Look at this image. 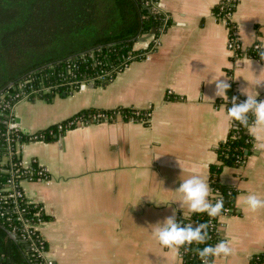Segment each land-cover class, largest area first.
<instances>
[{"label":"crops","instance_id":"crops-1","mask_svg":"<svg viewBox=\"0 0 264 264\" xmlns=\"http://www.w3.org/2000/svg\"><path fill=\"white\" fill-rule=\"evenodd\" d=\"M220 2L159 0L170 26L148 58L131 62L106 86L90 83L51 102L15 105L13 116L25 135L86 109L151 112L147 124L117 118L18 147L24 168L36 161L49 176L20 182L48 217L37 229L48 245L43 264L49 258L53 264H182L180 253L162 250L147 227L170 214L164 204L179 203L173 191L179 179L196 173L210 185L217 149L232 127L225 115L228 97L242 96L264 70L260 52L248 59L228 50L229 27L213 13ZM231 21L244 49L264 47V0H238ZM144 37L135 48L144 46ZM220 76L231 84L225 100L214 95L212 78ZM258 91L264 99V84ZM251 133L243 165L225 166L219 176L235 192L232 212L219 218L220 239L232 241V254L213 264H250L264 251V209L251 213L242 199L249 192L264 198V128Z\"/></svg>","mask_w":264,"mask_h":264},{"label":"trees","instance_id":"trees-1","mask_svg":"<svg viewBox=\"0 0 264 264\" xmlns=\"http://www.w3.org/2000/svg\"><path fill=\"white\" fill-rule=\"evenodd\" d=\"M157 2L159 0H0V264L44 263L32 249V241L24 239L15 200L9 197L11 179L17 182L18 188L23 180L40 179L36 174L29 176L23 168L18 147L54 141L80 125L104 122L106 118L110 121L133 118L139 123L150 113V110L136 109H86L33 135H25L8 131L9 123L15 120V105L27 94H30L29 101L51 102L56 96L78 90L84 83L106 86L126 65L153 53L155 40L170 26L168 15L154 6ZM220 3L214 9L215 16L227 12V9L221 10ZM153 29L156 33L148 45L135 48L139 38ZM97 116L102 118L94 121ZM247 128L232 124L228 137L217 149L218 162L210 168V187L213 194L223 199L225 209H233L235 192L223 186L219 176L225 166L239 167L252 151V135ZM31 167L37 170L38 164L35 162ZM18 204L24 220L38 211L24 200ZM219 217L191 214L183 219L207 223L208 243H215L220 235L211 224L216 225ZM40 218L48 221L43 213ZM11 234L18 239L14 240ZM31 239L38 249L47 251L48 245L40 233L34 232ZM180 254L182 264H201L196 247L188 252L181 250ZM250 264H264V251L255 255Z\"/></svg>","mask_w":264,"mask_h":264},{"label":"clouds","instance_id":"clouds-1","mask_svg":"<svg viewBox=\"0 0 264 264\" xmlns=\"http://www.w3.org/2000/svg\"><path fill=\"white\" fill-rule=\"evenodd\" d=\"M257 47L260 49L261 59L264 60V47L260 45ZM261 73H264V70L259 75L253 74L255 78L253 86L250 87L248 83V86L241 90L243 100L233 95L230 105L225 107V115L230 125L264 128V99L259 98L260 91H258L261 84H264V79H260ZM222 77L225 76L212 78V82L214 83V95L225 100V97H228L231 84L227 78L221 79ZM179 181L178 187L173 190L179 194V203H174L176 207L164 204L166 208L170 209V214L162 220L150 223L147 227L148 234L162 250L176 254H179L181 250L188 252L196 247V254L201 264H213L217 257L230 256L232 254L231 240L220 239L215 243H208L210 236L207 223L185 222L182 211L187 208L190 214L197 216L204 214L208 218H216L227 211L224 208L223 199H212L213 191L207 179L199 174H190ZM242 199L251 213H257L264 209V198H261L257 193L249 192ZM178 210L180 211L179 218ZM201 245L202 247H200ZM47 264H53V259L49 258Z\"/></svg>","mask_w":264,"mask_h":264},{"label":"built area","instance_id":"built-area-1","mask_svg":"<svg viewBox=\"0 0 264 264\" xmlns=\"http://www.w3.org/2000/svg\"><path fill=\"white\" fill-rule=\"evenodd\" d=\"M237 4H238V0H226L224 2H221L220 3L221 10L223 11V10H226L227 9V12H225L224 15H218V16H215L214 15V16H215V18L217 20L223 21L229 27V38H228V43H227L228 50L234 56H237V57H243V58H248V59L256 58L257 57V53L260 50L257 47V45H259V44L258 43H255L252 46V48L249 49V50L244 49L243 45L241 44V42H240V40H239V38H238V36L236 34L234 25H233V23L231 21V17H232V15L234 13V10L237 7ZM154 6L157 7L159 10H161L160 5H159V2L155 3ZM150 40H151V38H150ZM150 40L148 41V43L150 42ZM148 43L146 45H144V46H147ZM154 43H155V50H156L158 48V45H159L158 39H156ZM149 56H150V54L147 55L146 58H148ZM126 66H128V65H126ZM87 84H90V83H84V84L81 85V87L83 85L87 86ZM29 96H30V94H27L24 97L23 100H28ZM240 100H243V99L240 98ZM227 102L230 104L231 103V99H228ZM102 116L95 117L94 118V121H97L98 119L102 118ZM150 117H151V112L150 113H146L145 118H144V121H142L141 123H144V124L149 123ZM105 121H110V120L108 118H106ZM129 121L135 122V120L133 118L129 119ZM253 127H248L247 128L248 129V132L251 135H252L251 132H252V128ZM8 131L9 132H11V131H14V132L20 131L19 128H18V124L16 123V120H13L12 122L9 123ZM35 162L36 161L32 162V164L35 163ZM32 164H31V166H32ZM241 165H243V162H241L239 166H241ZM31 166L29 168H25L29 172V176H32V175H35L36 174L40 178L39 180H48L49 176H48V172L45 170V168L41 167L38 164L37 170H34ZM27 181H32V179H28ZM19 185H20V183H19ZM10 189H12V192H10L9 197H11V199H14L15 200L14 201V203H15V211L18 214L17 215V219L20 221V223H22L23 234L25 235L24 236V239L26 240V238H27V239H30L32 241L31 242L32 249L34 251H36L37 254H38V257L41 258L43 260V262H45L44 254H45L46 251H44L42 249H38L36 243L33 241V239H31V235L34 234V232H38L39 233V231L37 229H38V227L41 224L44 223V221L40 218L41 214L42 213L44 214L43 209H42V206L39 203H35V202L30 201L25 196V194L22 191L21 187L18 188L17 182L14 179H11V181H10ZM217 198H220V197L217 196L216 194H213L212 199H217ZM23 200L26 203L33 204L35 207L38 208V211H36L34 213L33 217H31L30 219H27V220H24L23 215H22L23 210L20 209L21 207L18 204L19 201H23ZM226 210L227 211L223 212V214L221 216L227 215V214H229V213L232 212V209H230V208H226ZM211 226L212 227L215 226L216 233H219V235H220V227H222V224L220 223L219 219L216 221V225H214L212 223ZM11 236L15 240L18 239L17 236L14 235V234H11ZM25 240H23V241H25ZM180 257H181V254H180ZM46 264H47V262H46Z\"/></svg>","mask_w":264,"mask_h":264},{"label":"water","instance_id":"water-1","mask_svg":"<svg viewBox=\"0 0 264 264\" xmlns=\"http://www.w3.org/2000/svg\"><path fill=\"white\" fill-rule=\"evenodd\" d=\"M156 33V30L155 29H153L152 31H151V33L150 34H148V35H146L145 37H144V41H146L147 39H149L153 34H155ZM90 86H94L93 84H91ZM82 88H85V85H83L82 87H81V89ZM63 97H65L66 96V94H63L62 95ZM16 123H18V121H16ZM12 237V236H11ZM13 238V237H12ZM14 239V238H13ZM15 240V239H14Z\"/></svg>","mask_w":264,"mask_h":264},{"label":"rangeland","instance_id":"rangeland-1","mask_svg":"<svg viewBox=\"0 0 264 264\" xmlns=\"http://www.w3.org/2000/svg\"><path fill=\"white\" fill-rule=\"evenodd\" d=\"M151 38V37H150ZM150 38L149 39H147V41H146V43L144 44V45H146L147 43H148V41L150 40Z\"/></svg>","mask_w":264,"mask_h":264}]
</instances>
